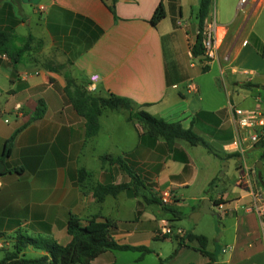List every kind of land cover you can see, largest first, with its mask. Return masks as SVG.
I'll use <instances>...</instances> for the list:
<instances>
[{"label": "crops", "instance_id": "1", "mask_svg": "<svg viewBox=\"0 0 264 264\" xmlns=\"http://www.w3.org/2000/svg\"><path fill=\"white\" fill-rule=\"evenodd\" d=\"M161 2L166 15L154 25ZM199 3L0 0V30L24 38L18 45L33 36L18 61L0 51V260L20 233L68 244L67 221L74 214L85 222L94 216L115 221V241L140 248L108 249L90 264H215L196 239H187L189 233L205 236L206 250L220 264H264V226L246 210L253 191H264V146L241 154L230 111V103L264 107L258 101L264 95L258 45L264 43V0L213 1L206 20L216 19L220 47L207 70L191 65ZM94 74L100 79L91 93L127 97L135 110L181 122L219 155L184 139L170 148L164 138L150 137L138 119L127 120V110L103 109L98 133L87 136L86 119L65 89L68 76L87 88ZM190 80L194 93L186 90ZM40 100L45 112L34 118ZM105 154L122 156L135 177L104 160ZM244 174L248 184L239 186ZM99 182L130 188L99 201L93 194ZM167 188L177 198L163 206L158 193ZM206 198L216 214L195 220L192 213ZM216 201L224 204L222 212ZM164 224L183 228L185 245L179 241L184 238L158 237ZM165 239H175L168 252L159 242ZM22 254L35 259L47 252L28 246Z\"/></svg>", "mask_w": 264, "mask_h": 264}, {"label": "trees", "instance_id": "2", "mask_svg": "<svg viewBox=\"0 0 264 264\" xmlns=\"http://www.w3.org/2000/svg\"><path fill=\"white\" fill-rule=\"evenodd\" d=\"M214 0H200L198 10L199 33L196 42L192 45V54L198 56L203 53V27ZM166 15L163 3H159L152 18V24L156 25ZM33 36L29 35L25 39V44L18 45L17 41H24V38L10 30H0V51L8 54L14 61L30 49V42ZM259 49L264 55V43L258 42ZM206 67L204 70H207ZM69 100L74 108L86 119L87 136L96 135L100 129L99 117L103 109L127 110L129 115L127 120L138 119L146 128V133L150 137H162L167 144L173 147L177 139H184L192 145H201L210 153L219 155L218 151L201 135L195 133L191 128H185L181 122H167L146 110H135L132 101L123 96L110 94L108 96L95 95L87 90L85 86L78 85L70 76L67 77V86L65 89ZM45 103L40 100L37 112L34 118L42 117L45 112ZM6 144L5 153H9V143ZM264 146V142L261 143ZM236 155V154H234ZM231 157L228 155L227 158ZM104 160L117 163L121 169L131 177H135L132 169L122 156H113L105 154ZM80 173H87L86 170H80ZM129 183H97L93 187V194L102 201L107 195H118L123 190L129 189ZM216 203H219L216 201ZM116 227V222L105 218L99 219L94 216L86 222L77 215L70 214L67 221L68 233L72 240L66 244H60L52 238L32 237L25 234H19L14 245L7 249L0 264H90V262L108 249L134 250L140 249L129 245L119 244L112 236L111 230ZM186 238L180 241V245H185ZM189 241L197 240L200 244V250L209 255L215 264L214 254L206 250L207 238L202 235L188 234ZM28 246H33L47 252L46 255L39 258H27L22 252ZM146 250V249H145ZM162 264V263H160Z\"/></svg>", "mask_w": 264, "mask_h": 264}, {"label": "built area", "instance_id": "3", "mask_svg": "<svg viewBox=\"0 0 264 264\" xmlns=\"http://www.w3.org/2000/svg\"><path fill=\"white\" fill-rule=\"evenodd\" d=\"M245 2L246 0H241ZM44 8V7H43ZM203 53L194 56L191 61V65H201L203 69L209 67V65L216 59L218 55V49L220 47V36L218 34V25L216 19L205 20L203 27ZM99 75L94 74L91 76V83L88 85L87 90L93 92L96 90L95 83L99 80ZM187 92H196L197 86L193 80L187 85ZM259 103H264V95L258 97ZM230 111L236 122L238 128V144L239 150L242 155L245 154L246 149L249 146H255L264 142V107L259 106L255 108H243L230 103ZM239 186L247 185V175H240L237 181ZM1 186V178H0ZM159 200L163 206H168L176 201V193L174 189H163L158 193ZM218 209L222 212L224 210V204L222 202L217 203ZM247 211H253L257 214L260 223L264 226V191L260 188L256 189L252 193L251 202L246 205ZM158 237H178L183 239L186 237L187 232L181 227H174L171 224H164L157 232ZM2 245H0V248ZM226 249L224 248L223 251Z\"/></svg>", "mask_w": 264, "mask_h": 264}, {"label": "water", "instance_id": "4", "mask_svg": "<svg viewBox=\"0 0 264 264\" xmlns=\"http://www.w3.org/2000/svg\"><path fill=\"white\" fill-rule=\"evenodd\" d=\"M228 161H224L223 167L226 169ZM4 164L0 162V167H2ZM223 173V172H222ZM202 213H210V214H216V211L213 208V203L211 199L206 198L203 202V205L195 212L192 213V217L198 218Z\"/></svg>", "mask_w": 264, "mask_h": 264}, {"label": "rangeland", "instance_id": "5", "mask_svg": "<svg viewBox=\"0 0 264 264\" xmlns=\"http://www.w3.org/2000/svg\"><path fill=\"white\" fill-rule=\"evenodd\" d=\"M90 92V91H89ZM116 136L114 135V141H112L113 143H111V146L114 147V143H116ZM123 142V140H122ZM121 142V144H122ZM128 205V203H126ZM190 215V214H189ZM171 241H173L175 243V239H165V240H159L160 243V246L162 247V249L165 251V252H168V250L170 249V245L172 244ZM148 263V262H147Z\"/></svg>", "mask_w": 264, "mask_h": 264}]
</instances>
